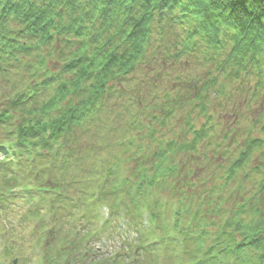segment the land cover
<instances>
[{"label": "trees", "instance_id": "trees-1", "mask_svg": "<svg viewBox=\"0 0 264 264\" xmlns=\"http://www.w3.org/2000/svg\"><path fill=\"white\" fill-rule=\"evenodd\" d=\"M176 28L191 40H207L213 63L215 51L226 47L219 35L227 37L230 47L216 72H175L186 55L174 53L181 45ZM206 61L196 63L205 68ZM263 67L264 0H0V78L9 84L0 85V102L8 103L0 111V137L25 168L53 149L59 155L60 138L74 129L97 130L102 123L95 113L104 102L127 98L134 120L124 144L157 151L152 172L145 170L149 177L135 191L151 181L153 190L199 205L192 220L183 222L186 205L175 214L176 223H188L179 235L183 257L198 264H264V137H254L249 125L252 120L264 133L258 120L264 117ZM241 73L252 74L244 88L227 86ZM176 117L183 136L160 126ZM64 156L71 162L73 153ZM16 182L6 178L3 190ZM21 193L33 198L26 184ZM131 218L129 228L136 223Z\"/></svg>", "mask_w": 264, "mask_h": 264}, {"label": "rangeland", "instance_id": "rangeland-1", "mask_svg": "<svg viewBox=\"0 0 264 264\" xmlns=\"http://www.w3.org/2000/svg\"><path fill=\"white\" fill-rule=\"evenodd\" d=\"M176 30L179 32L176 31L174 38H179L181 45L178 50H174V53L185 51L186 55L182 56L183 63L180 70L177 69L175 72L188 73L190 71L200 74L208 70L216 72L217 63L225 57L226 48L230 47L226 43L227 37L222 33L219 35L220 42H224L226 47L224 50L215 51L217 59L216 63H213V58H210L209 55L214 50L208 45L207 40L198 36L191 40L189 34L181 33L180 28H176ZM193 30L194 26H191V32ZM180 38H184V40ZM162 44V39L159 38L156 45L162 48ZM218 47L224 48L222 43ZM206 56H208L207 61L205 60ZM187 58L189 61L186 60ZM197 61H206V67L203 68L196 63ZM251 75L241 73V77L235 79L237 82H231L232 84L227 79V86L246 85L247 78H250ZM224 79L226 78L223 76L220 78V80ZM242 79L244 83L239 82ZM165 84L166 81L160 88L167 87ZM0 85L9 87V84L2 78H0ZM134 87L132 85V88ZM244 87L242 86V88ZM9 90V93H13L11 89ZM246 92L245 90L244 93ZM249 93H253V90L251 89ZM127 101V98L115 97L113 100L104 102L95 113L102 123L97 130L85 133L87 125L74 129L72 135L60 138L59 142L63 149L73 153V157L70 162L67 157L62 158L59 155L52 168L51 176H49L51 166L47 164L48 168L46 172L44 169V177L37 185L38 190L45 193L43 201L37 202V199L24 205L22 200H15L13 204L7 205L6 209L0 210V264H14V262L16 264H101L100 261L102 263L105 261L107 264L186 263L181 260L178 253L180 245H177V248L173 240L175 236L182 235L184 225L188 226V223L183 222L192 220L195 212L199 211V205L190 202V199L175 197L171 192H167V189L153 190L150 186L155 187V183L151 181L147 182V186L143 184L141 191H135L134 186L144 183V178L149 177V174H144L145 170L152 172L151 165L156 162L154 154L157 151L156 149L147 150L143 147H138L137 151L138 148L135 145L124 144L128 125L134 120V111L127 109V105L124 103ZM7 105V101L0 102V111L3 106ZM257 105L262 109L259 102ZM262 112H256V117L260 116ZM20 114L21 112H18L16 117L18 120H20ZM251 115L254 117V113ZM214 117L218 118V113ZM258 120L259 126H263L264 117ZM180 123H182L181 118L176 117L170 122L168 121L166 125L161 124L160 126H163L164 131H170L175 127L177 128L176 135L183 136ZM252 123L253 121L250 120L249 125L253 127L252 135L264 137V133L254 127ZM58 139L53 140L54 143H57ZM236 140L241 142L242 137L237 134ZM52 152L55 150L50 153ZM3 157L4 155H0V160ZM48 158L49 153H45L43 163H47ZM99 161L101 165H98ZM170 162L172 163L173 160ZM105 167L107 169L106 176L103 179L99 178L98 168H101L99 173L102 175L105 172ZM1 170L4 171L3 174L5 173L4 180L7 177L15 176V174L9 173L6 168ZM40 170L43 168L40 167ZM102 182L105 183L104 192H102L108 191L111 195L102 201L110 205V210L115 213V217H111L107 225H104L107 211L100 205L90 206L92 202L90 196H87L89 193L92 194ZM247 184L253 183L248 182ZM15 188V192L21 189L20 186ZM3 192V184H1L0 194ZM55 192H59L60 195L55 194L57 201L50 203L47 196L52 197ZM34 195L35 193L32 196ZM40 196L38 195V197ZM80 197L83 199H81L82 204L87 205L86 212L83 207H80ZM118 199L122 200L121 204H128L129 209L127 211L124 209L127 217H133L134 211H138L137 216H140L143 210H148L154 227L152 230L157 229L158 233L154 235L152 231H144L140 226L138 232L135 229H130L127 236L124 232L119 231L120 225H118V214H116L119 209L114 206ZM182 205L183 208L186 205L182 210L183 222L176 223L175 214ZM28 208L33 210V214L26 213ZM185 210L189 211L185 212ZM124 211L121 210L122 213ZM228 216L230 214L226 217ZM195 222L197 223L198 219H195ZM77 231H80L79 237ZM139 234L143 236L141 239L137 237ZM208 239L204 242H207ZM157 240L162 246L159 243H154L155 245L152 244L148 253L141 250L144 248V244ZM127 244H132L129 252L126 250ZM200 244L202 245L203 242ZM136 246L141 247L138 250L137 259L139 256L140 259H143V255H146L144 260L134 261L135 258L131 256L133 254L130 252H133ZM71 247L76 250H72ZM117 253L120 254V257L118 256L119 258L115 262L114 256ZM191 262L198 264L197 260H191Z\"/></svg>", "mask_w": 264, "mask_h": 264}]
</instances>
